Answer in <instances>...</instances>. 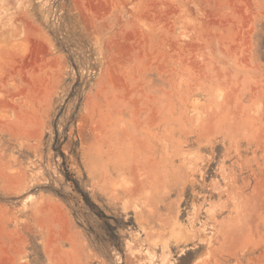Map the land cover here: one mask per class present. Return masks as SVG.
I'll return each mask as SVG.
<instances>
[{
    "label": "rangeland",
    "instance_id": "374dc122",
    "mask_svg": "<svg viewBox=\"0 0 264 264\" xmlns=\"http://www.w3.org/2000/svg\"><path fill=\"white\" fill-rule=\"evenodd\" d=\"M0 264H264V0H0Z\"/></svg>",
    "mask_w": 264,
    "mask_h": 264
},
{
    "label": "trees",
    "instance_id": "16d2710c",
    "mask_svg": "<svg viewBox=\"0 0 264 264\" xmlns=\"http://www.w3.org/2000/svg\"><path fill=\"white\" fill-rule=\"evenodd\" d=\"M62 142H60V139L58 137V133H56V138H55V143H54V150L57 154H59L61 157H63V162L66 161L65 159V154L64 152L62 151ZM70 176L69 174V171L67 170V167H66V171H65V177L68 178ZM70 178V177H69ZM72 182L77 186V181L75 179H71ZM81 192V194L83 195V198H84V201L85 203H87V205H89L91 208L92 206L96 207L95 203H92V201H90L89 197H87V195L85 193H83V191H79Z\"/></svg>",
    "mask_w": 264,
    "mask_h": 264
}]
</instances>
